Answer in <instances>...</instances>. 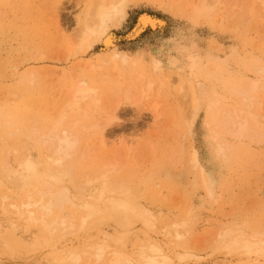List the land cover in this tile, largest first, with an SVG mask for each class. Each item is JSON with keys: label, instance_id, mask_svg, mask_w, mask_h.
Wrapping results in <instances>:
<instances>
[{"label": "rangeland", "instance_id": "374dc122", "mask_svg": "<svg viewBox=\"0 0 264 264\" xmlns=\"http://www.w3.org/2000/svg\"><path fill=\"white\" fill-rule=\"evenodd\" d=\"M192 1L129 0L127 15L108 33L110 43L105 36L94 38L85 55L68 57L65 40L76 39L89 0H63L60 31L54 25L50 0H0V170L7 160L15 165L21 151L38 170L46 167L48 145L40 136L50 130L57 107L75 83L84 80L100 88V105L93 111L87 104L89 118L83 111L67 120L66 127L77 131L79 138L69 161L74 180L66 182L73 195L79 193L78 183L85 185L89 196L101 198L103 183L88 185L87 180L108 171L140 196L156 217L155 231L147 230L152 238L175 250L174 240L163 226L166 221L186 219L181 231L200 264H228L244 257L227 254L220 247L216 235L221 230H264V129L255 126L235 137L209 116V109L213 102L218 104L217 114L236 107L247 109L250 101L243 98L247 91L256 100L252 110L264 123L257 104V100L264 102V71L259 70L264 67L262 6L258 0L259 11L249 18L252 0H238L242 11H233L235 0H224V12L216 7L195 14ZM144 14L153 18L145 26ZM114 54L130 60L124 63L119 58L115 68ZM185 76L194 82L203 79L207 89L199 94L202 107L192 125L191 104L179 95ZM256 81L258 87L253 90ZM148 83L152 88L145 96ZM132 86L135 89L129 91ZM127 91L131 99L118 108L122 125L109 126L114 131L106 136L105 147H100L86 126L104 119L105 110L112 111ZM139 99H143L142 107L137 110ZM30 130L36 134L31 135ZM193 148L212 181V196L202 184L201 167L190 162ZM115 164L116 169L109 171ZM1 173L0 198L11 194V201L23 200L25 191ZM36 183L30 181L27 189H35ZM3 213L0 207L3 230L15 228L22 246L12 247L0 236V264H60L53 257V248L62 251L64 245L76 248L86 238L98 239L100 226L96 223L71 233L79 230V223L67 208L59 214L76 226L54 237L40 222L33 224L20 214ZM142 228L138 223L136 230ZM195 259L189 260L191 264Z\"/></svg>", "mask_w": 264, "mask_h": 264}, {"label": "bare ground", "instance_id": "6f19581e", "mask_svg": "<svg viewBox=\"0 0 264 264\" xmlns=\"http://www.w3.org/2000/svg\"><path fill=\"white\" fill-rule=\"evenodd\" d=\"M128 1L89 0L86 4L85 16L78 22L79 27L74 36L76 39L66 38L65 40V49L68 57H76L78 54L85 55L89 51L94 38H103L105 36L106 42L110 43L108 33L112 26L120 24L125 18ZM199 1H192L194 14L214 10L216 7L220 12L225 11L226 2L224 0H216L214 3L212 0H202L198 4ZM257 2L258 0H252L248 12L249 18H254L259 11L257 10ZM260 3L262 8L259 16L262 22L264 21V0H260ZM62 5L63 0H50L51 14L54 17L53 21H55L54 25L59 31L61 30L60 16ZM241 5L238 0H235L232 5L233 11H242ZM218 15L220 20L221 15ZM152 19L144 14L142 16L143 25L145 26ZM80 38L82 39L80 40ZM119 58L124 63L130 60L126 56L114 54L112 61L115 63V68ZM259 70L263 72L264 67H260ZM198 74L200 76L202 73ZM251 87L255 90L258 87V81L254 82ZM151 88V84L148 83V89L144 91L145 96H148ZM99 89L84 80H79L73 86L70 95L57 107L50 130L40 136L44 144L48 145L46 167L43 170H38L29 155L22 154L21 152L23 151L21 150L17 154L15 165L12 164V160H7L5 165L2 166L0 172L11 179L12 183L17 184L20 190L25 191V197L20 202L11 201L13 198L11 194H4L0 198V207L4 212L3 215L20 214L23 217L25 216V219L33 222V224L40 222L50 237H54L59 231H62L61 235H64L66 231L76 226V223H79V230L73 229L71 233L74 231L76 233L83 232L93 223L99 224L100 229L97 231V240H92L89 237L80 241L76 248H74L75 246L71 248L64 245L65 249L62 251L53 248V257L60 264H191L189 260L192 258H196L194 260L196 262L192 264H200V258L189 246L187 235L181 231V229L185 228L186 219L180 222H165L164 231L170 238H173L176 248L175 250L168 249L159 240L152 238L147 231H155L156 228V217L147 204L141 202L140 196L134 195L132 189L125 185L124 182L112 178L108 171L87 180L88 185L94 181L103 183L101 198L89 196L86 193L87 188L85 185L78 183L75 187H77L79 193L74 196L70 187L66 185L67 180L70 182L74 180L69 161L73 158L79 142L77 133H74L77 131L73 132L72 129L66 127L67 120L70 115H80L83 111L84 114L82 115L89 118L90 112L86 107L87 104H90L93 111H97L100 105ZM132 89L135 88H130L129 91H132ZM179 89L180 97L185 101L189 100L191 104L193 119L190 121L192 125L202 107L199 94L207 92L206 85L203 79L194 82L188 76H185L181 80ZM129 91H127L124 100L120 99L116 103L112 111L108 112L105 108V113L107 112V114L102 117L104 119L98 118L99 120L93 123L91 121L92 124L86 126L87 131L91 133V137H97L100 147H105L106 136L114 131L109 126L113 124L122 125L123 119L119 114L120 110L118 111V108L124 103L127 104L131 99ZM243 95L244 100L250 101L247 109L236 107L222 112L219 111L221 114H217L218 111L216 113L215 111L219 107L214 102L209 109V116H214V120L228 128L233 135L235 134V137L239 134H246L245 132L255 128V126L259 127L260 130L264 129V123L259 120V116L252 110L256 100L253 97H249L247 91H244ZM142 101L143 99H139L135 102L137 110L141 109ZM257 104L264 115V102L257 100ZM101 108L104 110L102 106ZM156 109L157 106L154 105V110ZM252 121H254L253 125L251 124ZM77 122L78 120L74 122V125ZM30 134H36L35 130H30ZM27 137L31 139L29 133ZM122 142L127 145L126 142ZM25 143L27 144V142ZM132 144L133 141L128 144L129 151ZM26 149L29 150L28 148ZM27 154L29 153L27 152ZM190 162L195 168L201 167L196 148L192 149ZM115 169L116 164L112 165L109 171ZM199 171H201L203 186L212 196V181H210L202 167ZM32 180L37 181V185L34 186L36 188L27 189V185ZM2 183L0 182V185ZM65 208L70 213H73L74 217H78L76 223L70 222L66 217L60 215ZM138 223L142 224L143 228L141 231L136 230ZM262 224L264 226V223ZM262 229L263 227H261V231L259 230L260 232H248L242 229L240 231L233 229L221 230L216 235V242L221 245L220 247L227 254H237L244 257V259L239 258L236 261L231 260L230 264H264V230ZM61 235L59 234L57 237ZM0 236L12 247L22 246L15 228L3 230V226L0 224ZM222 249L220 250L222 251Z\"/></svg>", "mask_w": 264, "mask_h": 264}]
</instances>
